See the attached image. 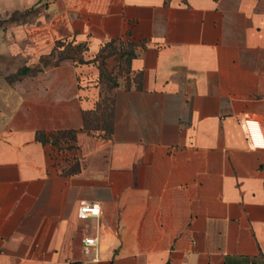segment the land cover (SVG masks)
Returning <instances> with one entry per match:
<instances>
[{"label":"crops","instance_id":"0c3cea01","mask_svg":"<svg viewBox=\"0 0 264 264\" xmlns=\"http://www.w3.org/2000/svg\"><path fill=\"white\" fill-rule=\"evenodd\" d=\"M58 41L83 63L44 66ZM106 96L109 137L84 123ZM248 118L264 133V0H0V264H264Z\"/></svg>","mask_w":264,"mask_h":264},{"label":"trees","instance_id":"16d2710c","mask_svg":"<svg viewBox=\"0 0 264 264\" xmlns=\"http://www.w3.org/2000/svg\"><path fill=\"white\" fill-rule=\"evenodd\" d=\"M104 49L108 50L109 54L118 53L120 56L125 57V64L119 69L117 74L113 75L103 69L104 62L100 63V79L99 82L106 83L110 89L118 86L117 78L119 74L128 73L129 72V59L130 57L127 56V52L119 51L114 46L113 43L107 44ZM86 50L85 44H76L74 41L65 42V41H58L55 51L52 53V56L56 58L55 62L49 61L48 59H43L42 64L44 66L55 64L59 65L61 62L72 59L74 61H79L83 63L82 54ZM105 59V56L103 57ZM40 69L36 68L31 70L29 68H24L20 71V74H30L38 72ZM112 98L110 96L104 97L100 102H98L96 109L88 112H84V123L85 129L89 133H104L105 136H110L113 132V118H112ZM75 132L73 131H59L53 135H46L44 132H38L36 137L37 140L42 143H51L54 145H59L61 141L65 137H74Z\"/></svg>","mask_w":264,"mask_h":264},{"label":"built area","instance_id":"2783aa9c","mask_svg":"<svg viewBox=\"0 0 264 264\" xmlns=\"http://www.w3.org/2000/svg\"><path fill=\"white\" fill-rule=\"evenodd\" d=\"M243 125L246 130L247 138L250 145L254 149H264V133L258 120L244 119ZM101 215V207L97 203H82L78 209V217L81 220L90 218H99ZM98 238L96 236H88L84 238V248L86 253H90L96 249Z\"/></svg>","mask_w":264,"mask_h":264}]
</instances>
